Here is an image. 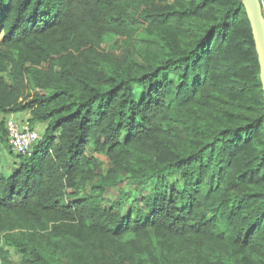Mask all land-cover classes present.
Listing matches in <instances>:
<instances>
[{
    "label": "trees",
    "instance_id": "trees-1",
    "mask_svg": "<svg viewBox=\"0 0 264 264\" xmlns=\"http://www.w3.org/2000/svg\"><path fill=\"white\" fill-rule=\"evenodd\" d=\"M135 5L164 42L138 34ZM0 112L47 124L0 172V264H15L7 246L19 264H264V92L243 0H0ZM166 169L179 179L126 214L80 196Z\"/></svg>",
    "mask_w": 264,
    "mask_h": 264
},
{
    "label": "rangeland",
    "instance_id": "rangeland-1",
    "mask_svg": "<svg viewBox=\"0 0 264 264\" xmlns=\"http://www.w3.org/2000/svg\"><path fill=\"white\" fill-rule=\"evenodd\" d=\"M145 11L146 7L143 5H135L131 10L132 23L139 30L138 34L148 37L150 39L154 38L164 42L163 36L160 34V31L152 27V24L155 22L154 17H148ZM116 50L118 54H126L127 49L123 46H117ZM9 117L10 114H4L0 112V122L3 123L4 126H6V121ZM18 118L22 120H28L29 115L27 112L26 114L21 113ZM35 128L43 137L47 128V124L39 123L38 125H35ZM0 147V172L4 176L8 177L11 172L16 168V166L19 165L20 159L16 154L11 151L8 141L3 143L1 142L0 138ZM88 154L92 157H97L98 159H100L102 164L100 173L106 174L110 166L108 157L106 155L96 154L94 146L92 144L88 148ZM159 177H165L169 181L175 182L179 179L180 173L173 169H166L158 175L145 180L138 186L129 185L127 182H125L122 185L121 190L119 189L117 191H112L105 194L94 191V187L97 184L95 182H92L87 184L85 191L80 192V196L84 197L86 194L91 193L92 195H94V197H96L99 202H115L118 205L117 208L120 209L122 213L126 214L130 210L134 211L139 207H144V204L141 200L145 195L155 191L157 179ZM69 193H73V191L70 190ZM18 230L19 229H17L16 231ZM6 249L8 250L10 257L14 261V263L19 264L20 255L17 253V250L11 246H7ZM254 262L255 264H261V260L257 259V257L254 258Z\"/></svg>",
    "mask_w": 264,
    "mask_h": 264
},
{
    "label": "built area",
    "instance_id": "built-area-1",
    "mask_svg": "<svg viewBox=\"0 0 264 264\" xmlns=\"http://www.w3.org/2000/svg\"><path fill=\"white\" fill-rule=\"evenodd\" d=\"M8 141L16 155L30 157L42 136L29 120H22L11 115L6 121Z\"/></svg>",
    "mask_w": 264,
    "mask_h": 264
},
{
    "label": "water",
    "instance_id": "water-1",
    "mask_svg": "<svg viewBox=\"0 0 264 264\" xmlns=\"http://www.w3.org/2000/svg\"><path fill=\"white\" fill-rule=\"evenodd\" d=\"M251 23L260 63V78L264 92V7L261 0H243Z\"/></svg>",
    "mask_w": 264,
    "mask_h": 264
},
{
    "label": "crops",
    "instance_id": "crops-1",
    "mask_svg": "<svg viewBox=\"0 0 264 264\" xmlns=\"http://www.w3.org/2000/svg\"><path fill=\"white\" fill-rule=\"evenodd\" d=\"M21 113L26 114V112H21ZM21 113H12V114H10V116H11V115H14V116H16V117H17V116L19 117V116L21 115ZM38 124H39V123H38ZM38 124H37V125H38Z\"/></svg>",
    "mask_w": 264,
    "mask_h": 264
}]
</instances>
